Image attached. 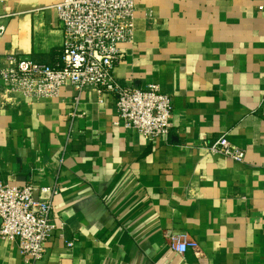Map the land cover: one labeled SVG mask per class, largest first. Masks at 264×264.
<instances>
[{
	"label": "crops",
	"instance_id": "crops-1",
	"mask_svg": "<svg viewBox=\"0 0 264 264\" xmlns=\"http://www.w3.org/2000/svg\"><path fill=\"white\" fill-rule=\"evenodd\" d=\"M59 1L0 0V57L59 64ZM120 49V83L171 97L166 138L116 123L91 87L0 102V180L59 189L36 264H264V0H136ZM221 134L242 162L208 150ZM172 233L196 247L172 252ZM0 264L30 263L0 240Z\"/></svg>",
	"mask_w": 264,
	"mask_h": 264
},
{
	"label": "built area",
	"instance_id": "built-area-1",
	"mask_svg": "<svg viewBox=\"0 0 264 264\" xmlns=\"http://www.w3.org/2000/svg\"><path fill=\"white\" fill-rule=\"evenodd\" d=\"M135 4L136 0H60L54 4L63 35L60 63L0 57V102L13 104L19 96L26 100L58 96L65 85L72 87L77 99L91 87L99 102L103 94L113 96L116 123L148 141L166 138L173 126L171 97L154 83L142 89L122 84L113 73L122 57L120 45L133 40ZM3 32L0 25V35ZM208 150L237 162L245 157L244 150L232 145L226 134L210 143ZM58 192L57 187L37 189L31 183L14 185L0 180V240L14 242L26 263L36 264L45 256L46 244L57 227L52 198ZM167 244L180 255L197 245L186 234L176 233L168 237Z\"/></svg>",
	"mask_w": 264,
	"mask_h": 264
}]
</instances>
